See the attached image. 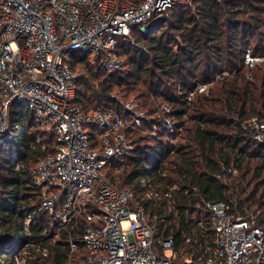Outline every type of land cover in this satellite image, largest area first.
<instances>
[{"label":"built area","instance_id":"2783aa9c","mask_svg":"<svg viewBox=\"0 0 264 264\" xmlns=\"http://www.w3.org/2000/svg\"><path fill=\"white\" fill-rule=\"evenodd\" d=\"M193 1L0 0V145L13 142V168H24L39 189V202L24 213L18 239L1 247L0 264H50L59 243L68 251L65 264H75L82 254L81 264H264V221L236 215L222 199L202 201L211 241L188 233L178 245L165 233L162 215H151L140 199L172 203L189 189L169 181L164 161L156 163L160 180L153 162L146 164L139 179L142 191L120 186L104 172L135 150L128 130L161 132L176 153L185 122L175 120L171 104H160L145 127L147 112L137 99L124 102L120 111L85 112L75 102L83 73L71 63L76 55L103 54L110 72L123 70L125 60L115 53L120 37L127 38L138 24L159 22L170 7ZM260 62L264 54L247 45L242 63L254 68ZM235 72L222 70L211 81L196 77L188 102ZM246 79L253 80V74L247 72ZM14 109L20 115L15 123ZM32 120L39 127L35 145L45 154L25 167L14 141ZM244 129L250 140L264 144V115L248 119ZM237 172L223 166L217 176L227 183ZM195 224L200 229L204 219Z\"/></svg>","mask_w":264,"mask_h":264},{"label":"trees","instance_id":"16d2710c","mask_svg":"<svg viewBox=\"0 0 264 264\" xmlns=\"http://www.w3.org/2000/svg\"><path fill=\"white\" fill-rule=\"evenodd\" d=\"M146 25V30L142 29L143 23L138 24L127 38H119L115 53L125 60L123 70L110 72L103 54H80L71 60L75 70L87 65V71L76 81L75 102L85 112L99 108L120 111L128 99L115 96L114 89L132 93L130 98L143 100L147 109L141 106L148 116L145 127L150 126L149 119L158 106L168 102L175 120L185 122L187 143L181 142L176 153H171L170 145L161 138L163 133L153 136L128 130L135 150L125 162L115 161L104 172L120 186L142 191L139 179L146 164L153 162V173L160 180L164 177L156 163L164 161L169 181L176 180L189 193H177L172 203L140 201L151 215H162L159 224L178 245L188 233L200 240L213 239L202 201L225 200L236 215L263 222L264 144L247 137L244 123L264 115V62L249 68L242 59L245 47L251 43L255 53L264 54V0H194L168 8L162 20ZM225 69L236 72L215 81L188 102L196 77L211 81ZM247 72L253 74V80H246ZM19 116L14 109L13 123ZM189 119L193 122L191 128L186 125ZM30 125L21 139L14 141L25 167L34 165L45 154L35 145L38 125L33 120ZM12 144L9 141L0 145V249L18 239L24 213L39 202V189L25 169L16 170L11 164ZM223 166L241 171L239 186L217 176ZM199 217L204 219L200 229L195 224ZM81 251L85 256V250ZM67 253L61 243L53 246L50 264H65ZM77 262H83V254Z\"/></svg>","mask_w":264,"mask_h":264},{"label":"rangeland","instance_id":"374dc122","mask_svg":"<svg viewBox=\"0 0 264 264\" xmlns=\"http://www.w3.org/2000/svg\"><path fill=\"white\" fill-rule=\"evenodd\" d=\"M147 25H144L143 27H142V29L143 30H146L147 29V27H146ZM86 66L87 65H81V67L79 66V68L77 69V71H80V70H83V73L82 74H84L86 71H87V69H85L86 68ZM91 67H93L94 68V66L93 65H91ZM81 74V75H82ZM102 77V76H101ZM100 77V78H101ZM247 80V79H246ZM114 94H115V96H120L119 98H121L122 99V97H123V100H124V98H126V99H128L127 101H130V100H133L134 98H130V97H133V95H132V93H127V92H124L123 90H120V89H114ZM127 94V95H126ZM139 102H140V104H141V106L143 107V108H145L144 106H143V100H141V99H137ZM149 105H147V107H148ZM151 107V106H150ZM142 108V109H143ZM145 110H147L146 108H145ZM92 111H94V110H92ZM189 117V116H188ZM20 124L22 125V123L20 122ZM186 125H188V126H190V128H191V126H193V122H192V120L191 119H189L188 120V122L186 121ZM190 128H189V131H190ZM190 133H191V131L189 132V135H190ZM184 135V136H183ZM182 137H183V139L181 140V142H185V143H187V130L185 131V127H184V129H183V132H182V135H181ZM186 137V138H185ZM113 175H115L116 176V179L117 180H120L119 179V177H117V175L114 173ZM232 184H237L238 186H239V184L238 183H242V177H241V171L238 169V172L237 173H233V175H232V177H231V181H230Z\"/></svg>","mask_w":264,"mask_h":264}]
</instances>
